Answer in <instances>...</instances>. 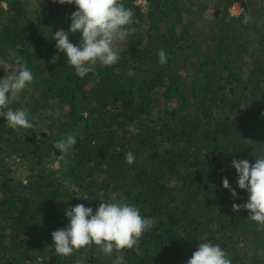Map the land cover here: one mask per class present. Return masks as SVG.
I'll return each instance as SVG.
<instances>
[{"label":"trees","instance_id":"1","mask_svg":"<svg viewBox=\"0 0 264 264\" xmlns=\"http://www.w3.org/2000/svg\"><path fill=\"white\" fill-rule=\"evenodd\" d=\"M122 2L135 31L118 63L81 78L51 39L74 4L0 0V77L18 70L13 53L35 77L11 104L29 109L33 127L0 117V264H112L94 244L69 256L52 244L68 208L95 210L99 198L155 221L126 264H187L204 241L232 264H264V230L232 208L247 193L231 164L264 154V0ZM67 134L77 142L61 159L55 143Z\"/></svg>","mask_w":264,"mask_h":264},{"label":"clouds","instance_id":"2","mask_svg":"<svg viewBox=\"0 0 264 264\" xmlns=\"http://www.w3.org/2000/svg\"><path fill=\"white\" fill-rule=\"evenodd\" d=\"M59 4L76 6L70 16L67 30L51 31L56 49L64 54V60L70 64L77 76L83 78L94 72L97 65L111 67L120 59L119 42H126L135 31L132 8L125 6L122 0H54ZM249 17L245 16V21ZM80 33L79 43L69 40V34ZM18 70L6 77H0V117L14 130L29 129L33 122L29 118L27 107H11L14 98L22 93L35 79L34 73L27 66L22 56L13 53ZM159 62L167 63L168 54L164 49L158 52ZM73 134H67L55 143L64 159L76 144ZM255 162L248 159L234 158L231 162L237 174L236 183L239 189L246 191L247 200L243 204L233 203L234 211L245 209L248 218L254 221L260 230H264V154L255 156ZM128 164L135 157L132 152L125 156ZM222 186L228 189L233 197L238 193L229 184L227 177ZM86 198V197H85ZM99 205L93 209L78 203L65 211L67 226L51 233L55 251L69 256L75 251L91 245L98 246L104 255L113 257L112 264H126L124 250L133 249L140 238L150 230L155 221L141 215L134 203L115 200L97 199ZM115 253V255H114ZM187 264H232L228 252L219 244L208 241L200 242Z\"/></svg>","mask_w":264,"mask_h":264},{"label":"rangeland","instance_id":"3","mask_svg":"<svg viewBox=\"0 0 264 264\" xmlns=\"http://www.w3.org/2000/svg\"><path fill=\"white\" fill-rule=\"evenodd\" d=\"M142 5H144V2H141ZM5 6V5H4ZM145 9V8H144ZM241 12V8L238 5H235L232 9H231V13L234 16L239 15Z\"/></svg>","mask_w":264,"mask_h":264}]
</instances>
